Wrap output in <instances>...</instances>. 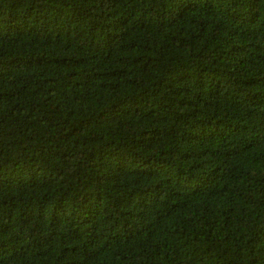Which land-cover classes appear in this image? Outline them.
Wrapping results in <instances>:
<instances>
[{
  "label": "trees",
  "instance_id": "16d2710c",
  "mask_svg": "<svg viewBox=\"0 0 264 264\" xmlns=\"http://www.w3.org/2000/svg\"><path fill=\"white\" fill-rule=\"evenodd\" d=\"M0 264H264V0H0Z\"/></svg>",
  "mask_w": 264,
  "mask_h": 264
}]
</instances>
